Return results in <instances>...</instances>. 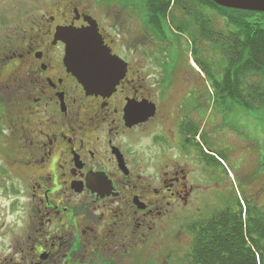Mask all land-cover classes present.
<instances>
[{
    "label": "flooded vegetation",
    "instance_id": "1",
    "mask_svg": "<svg viewBox=\"0 0 264 264\" xmlns=\"http://www.w3.org/2000/svg\"><path fill=\"white\" fill-rule=\"evenodd\" d=\"M7 6L0 10V101L10 116L0 123V189L10 198L5 216L19 225L0 238L12 232L19 240L0 264H184L199 224L240 210L214 150L202 148L199 95L192 101L184 90L175 101V74L146 75L140 50L108 35L87 0L41 2L18 22ZM90 19L125 65L110 93L85 89L56 36ZM143 105H153V115L131 123L129 112L139 115Z\"/></svg>",
    "mask_w": 264,
    "mask_h": 264
},
{
    "label": "rangeland",
    "instance_id": "2",
    "mask_svg": "<svg viewBox=\"0 0 264 264\" xmlns=\"http://www.w3.org/2000/svg\"><path fill=\"white\" fill-rule=\"evenodd\" d=\"M54 1L0 0V7H2L0 10L9 4L5 7V13L13 14L18 22L28 14L35 15L41 2L51 3ZM87 1L91 5L89 13L102 28H105L108 35L125 38L128 49L131 47L130 45H135V48L140 50L144 59L143 68L149 70L145 72L146 75L154 73L157 69H167L175 74L174 82L171 83L175 101L184 90L192 91V101H196L199 95L202 107L198 108L196 113H200L201 120L204 122L201 125L206 130V142L203 143L202 148L207 147L214 150L209 153L219 159L217 162L225 169L229 179L232 177L231 183L240 205L245 208V200L252 208L257 204L260 207L259 214H264V177H256V173L264 169V108L248 111L241 107L237 101H234L235 99L228 98L223 104L216 103L214 85L223 81L222 78L227 69L221 51L222 46L218 42H210L205 39L203 35H207L206 29L199 30L201 32L196 30L198 34L192 38V35L197 32L189 21L176 11H172L173 29H169V33H166V30L161 31L167 37V41L158 43L154 40L150 43L148 38L144 40L142 37L144 29L142 26L146 25L142 0ZM205 15L210 18L213 24L212 28L216 32L230 31L226 28L225 19L220 13L209 11ZM255 20H257L256 24H260V27L264 28V18ZM177 28H180L181 32L177 31ZM149 36L151 37V34ZM154 59H158L159 66L155 64ZM199 82H201L200 87ZM254 82L264 87V78L251 77L250 81L243 83L249 86ZM168 86L170 87V85ZM191 106L194 110L197 105L191 102ZM9 116L10 113L6 112L5 105L0 101L1 126L6 122L5 118H9ZM192 117L196 118L198 114L196 117L192 114ZM0 135L3 136L2 129H0ZM5 142L6 140L0 137V149L4 147ZM218 155H221L224 160ZM195 162L199 165L197 160ZM228 177L226 176L227 179ZM8 199L10 198H7V194L1 192L0 189V234L10 228L15 221L19 225L16 216H5ZM23 217L22 213L21 220ZM175 230L177 227H174ZM18 240V237H14L12 232L8 236L0 238V260L13 254L11 248ZM131 264H135V261Z\"/></svg>",
    "mask_w": 264,
    "mask_h": 264
},
{
    "label": "trees",
    "instance_id": "3",
    "mask_svg": "<svg viewBox=\"0 0 264 264\" xmlns=\"http://www.w3.org/2000/svg\"><path fill=\"white\" fill-rule=\"evenodd\" d=\"M142 3L144 27L158 43L167 41L161 31L173 29L172 11H176L195 31L206 29L205 39L222 46L227 69L223 81L214 85L216 103L223 104L228 98L235 99L248 111L264 108V87L255 82L244 84L251 77L264 78V28L255 20H263L264 14L222 9L209 0H142ZM209 11L220 13L230 31L216 32L205 15ZM245 206L240 205L237 213L222 211L199 224L191 253L183 258L184 264H264V214H259L260 209L252 208L246 200Z\"/></svg>",
    "mask_w": 264,
    "mask_h": 264
},
{
    "label": "water",
    "instance_id": "4",
    "mask_svg": "<svg viewBox=\"0 0 264 264\" xmlns=\"http://www.w3.org/2000/svg\"><path fill=\"white\" fill-rule=\"evenodd\" d=\"M209 1L226 10L264 14V0ZM87 23L84 29L57 30L56 36L66 47L64 63L87 91L110 93L123 77L125 65L120 67L118 59L102 45L95 21L90 19ZM142 108L145 109L139 115L129 112L131 123H139L153 115V105Z\"/></svg>",
    "mask_w": 264,
    "mask_h": 264
}]
</instances>
